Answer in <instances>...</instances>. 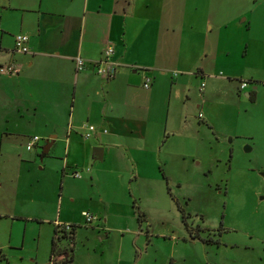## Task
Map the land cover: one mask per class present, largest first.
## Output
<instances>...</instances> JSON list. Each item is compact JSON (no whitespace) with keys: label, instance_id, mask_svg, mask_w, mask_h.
<instances>
[{"label":"crops","instance_id":"crops-1","mask_svg":"<svg viewBox=\"0 0 264 264\" xmlns=\"http://www.w3.org/2000/svg\"><path fill=\"white\" fill-rule=\"evenodd\" d=\"M249 4L250 12L264 15V0ZM0 10L11 18L0 22V63H11L17 70L0 74V96L13 104L20 118H12L15 129L4 128L5 135L23 137L24 143L32 135L44 144L48 140L50 154L59 143L65 161L68 150H76L67 170L60 161L62 191L63 174L77 171V178H82L80 167L87 168V178L97 183L103 175L107 187L162 182L164 173L158 165L166 159L161 160L160 148L167 146L168 155L180 152L179 143L169 140L186 134L193 122L189 106L204 101L193 86L198 79L210 80L208 84L216 79L220 85L234 79L237 87L245 80L242 91L247 90L248 98L254 94L253 86L264 85L259 74L261 30L246 37L256 21L245 15L237 22L235 17L244 8L225 9L223 0H0ZM17 33L27 36L28 52L13 49ZM106 40L112 44L111 60L116 64L107 79L92 67ZM239 49L237 62L242 68L232 71L237 62L231 55ZM76 56L85 62L83 70H75ZM144 78L150 79L147 88L142 86ZM178 100L182 107L176 105ZM84 123L95 126L87 138L82 136ZM81 137L86 141L83 158L74 147ZM93 147H101V159H93ZM97 196L92 211H87L101 219L91 224L83 219L84 225H104L109 216L129 214L137 232H142L144 220L137 222L134 199L129 211H116L113 195ZM57 223L75 225L73 237L79 228L70 220Z\"/></svg>","mask_w":264,"mask_h":264},{"label":"rangeland","instance_id":"rangeland-1","mask_svg":"<svg viewBox=\"0 0 264 264\" xmlns=\"http://www.w3.org/2000/svg\"><path fill=\"white\" fill-rule=\"evenodd\" d=\"M250 1L223 4L225 9L242 6L244 13L236 21L245 15L256 21L246 37L259 28L264 39V15L250 12ZM2 13L0 22L11 20ZM258 54L259 74L264 76V47ZM239 55L241 49L231 57L237 62ZM234 67L232 71L242 65ZM230 81L194 83L204 101L188 108L195 124L169 140L179 143L180 152L168 155L167 146L160 148L161 160L166 159L158 165L162 182L107 187L103 175L97 183L80 167L82 178L63 174V191L60 161L67 170L76 150H68L65 161L59 143L50 154L43 152V139L26 150L23 137L6 136L4 128L14 130L12 118H20L13 104L0 96V264H46L54 223L68 220L79 224L71 264H264V85L248 98L247 90L238 91L237 80ZM81 138L74 147L83 158L86 141ZM98 193L113 195L116 211H129L134 199V209L145 218L142 232L129 214L109 216L104 225H84L81 211H92Z\"/></svg>","mask_w":264,"mask_h":264},{"label":"built area","instance_id":"built-area-1","mask_svg":"<svg viewBox=\"0 0 264 264\" xmlns=\"http://www.w3.org/2000/svg\"><path fill=\"white\" fill-rule=\"evenodd\" d=\"M27 36L21 33H17L13 35V49L15 51L26 53L28 52L27 46ZM113 52L112 44L109 41H104V45L102 48V56L95 60L92 63L93 72L99 76H102L104 78H111L115 71H116V64L111 60V54ZM74 62V68L76 71L83 70L85 68V62L84 60L76 56L73 58ZM17 72L15 65L11 63H0V74L2 75H12ZM149 80L148 78H144V81L142 82L143 88H147L149 86ZM247 86V81L241 80L239 81V87L238 89L242 91ZM200 87H203L202 83L200 84ZM83 132L82 136L84 138H87L90 136L91 132L94 131L95 126L92 124H86L84 123L82 125ZM103 132L105 130L103 129ZM39 138L36 135H32L28 137V139L25 142V148L26 150H31L32 147H34L38 143ZM71 175L73 177H79V173L77 171H72ZM81 216L84 219L85 224H91L92 222L98 220V216L94 213L88 212V211H82ZM55 225L59 227L60 229L63 228V230L68 231L69 226L68 224H59L55 222Z\"/></svg>","mask_w":264,"mask_h":264},{"label":"trees","instance_id":"trees-1","mask_svg":"<svg viewBox=\"0 0 264 264\" xmlns=\"http://www.w3.org/2000/svg\"><path fill=\"white\" fill-rule=\"evenodd\" d=\"M252 91H250L249 96L251 97ZM136 219L140 224L143 219V213L135 208ZM185 216L182 214V219L184 220ZM184 223V222H183ZM69 230L65 231L54 226L53 234L50 239L49 254L46 264H71L73 260V234L75 225L68 224ZM66 240L65 243H60V240Z\"/></svg>","mask_w":264,"mask_h":264},{"label":"water","instance_id":"water-1","mask_svg":"<svg viewBox=\"0 0 264 264\" xmlns=\"http://www.w3.org/2000/svg\"><path fill=\"white\" fill-rule=\"evenodd\" d=\"M255 88V86H253L252 87V89H254ZM244 96H248V93H244ZM50 141H48V140H46L45 141V145H44V147H43V152H47L48 151V143H49ZM101 151H102V149H101V147H93L92 148V154H93V159H101Z\"/></svg>","mask_w":264,"mask_h":264}]
</instances>
